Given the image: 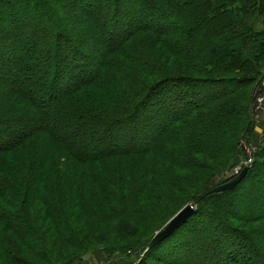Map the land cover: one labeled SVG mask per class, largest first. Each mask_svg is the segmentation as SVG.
Masks as SVG:
<instances>
[{
	"label": "trees",
	"instance_id": "obj_1",
	"mask_svg": "<svg viewBox=\"0 0 264 264\" xmlns=\"http://www.w3.org/2000/svg\"><path fill=\"white\" fill-rule=\"evenodd\" d=\"M83 1H26L36 11H42V15L56 18L58 25L65 24V20L69 23L83 21L82 28L75 30L77 39H72V32L53 23L56 29L53 48L45 42L46 32L37 28L31 33L32 38L23 40L27 59L13 56L11 60L3 57L1 50L4 53L8 47L16 48L20 43L17 37L11 39L17 35L12 18L13 9L24 5L22 0H0V230L11 233L4 219L20 218L7 216L6 211L23 210L26 215L18 212L19 215L29 217L24 204L26 209H32L37 203L42 204L41 217L51 222L46 232H55L61 240L65 231L72 236L59 203L56 214L62 217L63 229L54 226L60 219L52 221L50 218V201L46 197L54 182L61 188L68 184L81 187L98 201V209L101 204L106 208L107 220L118 216L116 219L123 221V216L127 217L130 226L117 230L119 239L127 241L142 234L147 215L158 212L156 206H151L154 201L166 207L169 203L179 205V194L193 189L194 194L183 203L195 204V213L165 240L180 231L189 236L182 240L188 244L182 264H264V143L256 145L253 163L248 165L240 184L230 191L206 195L235 177L232 173L225 174L240 162L237 160L242 156L243 142L252 139L251 116L255 113L252 105L260 91L258 86L256 90L258 69L264 65L261 45L264 44V28L254 32L248 22L255 16L264 21V0H236L231 5L229 0L185 1L177 12L190 28L187 24L182 28V20L174 15H171L174 19L171 24V21L165 23L164 17H158L154 25L142 26L139 37L144 41L153 40L152 49L157 46L155 63L142 59L141 51L136 55L134 40L126 37L135 28L131 23L139 22L136 11L131 10L128 29H124L123 22L110 32L107 31L109 13L104 17L99 9H90ZM144 3L149 5L151 1L144 0ZM63 11L67 13L65 16ZM161 15H166L165 10ZM207 20L237 28V39L231 42L232 38L225 37L219 43L200 41L199 46H194L193 39L201 33L189 35L194 32L192 25L198 26ZM90 24L95 29L88 30ZM87 34L91 36V43L96 41L98 46L84 47ZM181 41L185 44H180ZM49 50L57 54L54 64L45 63L41 68L31 64L35 60L33 52L51 54ZM192 55L199 60L196 65L191 64ZM180 60L189 65L188 69L181 67ZM62 63L65 65L61 66ZM26 66L31 71L36 70L34 75L39 74V77L26 78ZM194 68L209 76L208 93H201L188 104L173 100L169 111H161V118L154 127L143 118L139 124L150 126L147 133H113L101 129L103 124L108 125L107 129L139 119L141 110L151 104V94L157 92L161 97L158 92L164 86L169 90L186 84L193 87V81H199L193 78L201 74L190 72H195ZM11 71L14 74L6 77L5 72ZM97 135L100 142L94 139L89 152H80L78 147ZM119 139L124 141L122 145ZM79 194L84 195L80 189ZM81 199L80 215H85L88 209ZM67 204H73L69 206L73 210L76 208L72 201ZM148 204L154 213L146 211ZM116 208L120 213L128 209L131 213L115 214ZM71 218L78 219L75 215ZM0 237L3 236L0 234ZM150 240L151 235L147 241ZM164 242L144 255L149 257ZM63 243L77 249L83 243L86 249L91 247L82 238L75 244L70 239ZM32 244L41 245L39 240ZM22 246L26 253L15 246L11 249L17 253L15 260L20 257L17 260L26 264V260L32 261L34 254L30 253L29 242ZM123 248L120 251L131 250L136 254L130 243H125ZM41 250L39 247L35 252ZM137 255L140 257L139 253ZM1 257L3 259L2 252ZM143 260L138 264H145Z\"/></svg>",
	"mask_w": 264,
	"mask_h": 264
},
{
	"label": "rangeland",
	"instance_id": "obj_2",
	"mask_svg": "<svg viewBox=\"0 0 264 264\" xmlns=\"http://www.w3.org/2000/svg\"><path fill=\"white\" fill-rule=\"evenodd\" d=\"M19 2V0H17ZM28 0H22V5L24 7H21L19 9L14 8L13 11L15 14H13L12 18V25L17 28V35L13 36L11 39H14V37L19 38L18 40V45L16 48H10L8 47V52L6 50L2 52L3 57L5 58H10L11 60L14 58L13 56H16L18 58L22 57V59H27L25 58L26 50L24 49V43L23 40L24 38H32L33 35L31 33L37 29L40 28L46 34L48 37L45 39V42H47V46L49 48H53V45L55 43L54 40H52L53 34L55 30L53 29L52 25L57 27V19L54 18L50 15L49 17L46 15H42V11H36L34 7H31V5H28L27 2ZM151 3L149 5H146L144 3V0H84L83 2L88 6H90L92 9L93 7L96 9L100 10V13L102 12L104 14V17L107 13H109V24L107 26V31L110 30L112 31V27H119L118 23L124 24V29H128L129 25L128 23L130 22L129 18L131 16V10L136 11V16L139 17V22L137 24L131 23L134 29L130 32V35H127L126 37H129V39L134 40L133 43V50L138 53V51H141V58L144 60L149 61L150 63H155V59L157 56L155 49H157V46H155L154 49L151 48L153 43H155L153 40L152 42L150 41H144V38H140L141 36V29L142 26L146 24H150L151 26L154 25L155 21L158 19V17H164L165 18V23H172L174 20L171 15H174L175 18L178 20H182L181 16H179L177 9H181V6L185 1L187 0H150ZM230 5L234 3L236 0H229ZM229 3H226L229 4ZM31 4V3H30ZM81 9H85V7L80 6ZM93 8V10H94ZM92 10V11H93ZM165 10L166 15H161V11ZM65 16L67 13L65 11L61 12ZM101 13V14H102ZM35 14H37L35 16ZM115 16V21L113 20V17ZM149 17L146 19L145 17ZM20 17V18H19ZM39 17V18H38ZM38 18V19H37ZM144 18V19H143ZM37 19V20H36ZM146 19V21H145ZM23 20V21H22ZM65 20V19H64ZM113 20V24L111 21ZM21 21L23 22L22 27L20 26ZM66 23L62 25H58L60 27H63L65 29H68L70 32H72V39H77V36L75 35V30L78 28H82L81 23H69V21L65 20ZM57 25H56V24ZM182 28L188 23L184 20H182ZM249 25L253 26L254 32L257 31H263L264 28V21L260 17L258 18L255 16V18H252L251 22H248ZM181 24H178V26ZM90 29L88 30H93L95 27L93 24L88 25ZM130 26V27H131ZM194 32H190L189 35L193 34L195 36H198L197 34L201 33L200 36L196 37L193 39V41L196 43L194 46H199V42L201 41H207L210 43H219L223 41V39H226L225 37L232 38L231 42H234L237 39V34L238 32L237 28H231L230 26H221L216 20H207L205 23L195 26L192 25ZM92 28V29H91ZM99 28H101V25L99 24ZM187 28H190V25L187 24ZM188 30V29H187ZM187 30L184 29V31L188 32ZM91 31H88L90 33ZM108 32V33H110ZM107 33V34H108ZM104 33H101V35ZM12 36V35H11ZM87 39H85L86 43H84V47H92L95 48L98 46V43L95 41L91 43V36L84 35ZM106 36V35H105ZM82 37H80L78 40H81ZM52 40V41H50ZM9 41V40H6ZM33 41V40H32ZM83 41V40H82ZM186 41V40H185ZM180 44H185L184 41L179 42ZM78 44V43H77ZM130 44V42H128ZM167 44V43H166ZM193 44V42H192ZM222 44V43H221ZM79 45V44H78ZM80 45V46H83ZM225 45V44H222ZM262 47L264 48V44H261ZM35 48V46H33ZM37 47V46H36ZM70 47V44L67 46V48ZM190 47V46H187ZM15 49V50H14ZM183 49H186V46L183 47ZM51 52V50H49ZM134 51V52H135ZM7 52V53H6ZM130 53L131 51L128 50ZM131 52V53H134ZM34 56L32 55L33 60L31 62L32 65L37 64L40 68L43 67L44 65L48 64V66H51V64H54L56 62L57 54H46L42 52H33ZM135 53V54H136ZM133 55V54H132ZM136 55H140L139 53ZM144 55L147 56L148 59H145ZM63 56V55H62ZM1 57V58H3ZM55 57V58H54ZM3 59V62L6 63L7 59ZM37 58V59H36ZM192 65H196L199 60L197 59L196 56L192 55V58L190 59ZM208 61V59H207ZM46 63V64H45ZM181 67H186L188 69L189 65L180 60ZM209 63V61H208ZM207 62H204V65L206 66ZM262 64V63H261ZM65 63H62L61 66H64ZM210 68L213 67L210 65ZM207 69H210V68ZM27 69V74L26 78H33L38 76L34 75V71L31 68L29 69L28 66H26ZM170 70L169 68H167ZM195 72L192 70L190 72L192 73H201L199 76L193 78L199 81H193L194 85L186 84V86L181 85L183 87L179 88H171L170 90L167 88V86H164L163 89H160L161 97L159 95L154 94L153 92L151 95V104L141 110L139 113L138 117L139 119L133 120L131 124L130 122L120 125V126H110L109 128L106 129L108 126L107 124H103L104 127L101 129H105L107 132H113V133H131L133 132H139V133H147V131H150V126H155L157 123V119L161 118V111L164 112V109H168L169 106L171 105L173 100H177L178 103H184L188 104L189 101L194 99H198L199 95L201 93H208L209 92V84L206 83V80L209 78V76L205 75L203 72H201L198 69H195ZM211 71V70H209ZM259 73L257 75V80L258 82L256 83V90L258 87L260 88L259 93L255 95L254 102H253V107H255L257 103V99L259 96H264V65H262L258 69ZM2 74V73H1ZM14 74V71L11 72H5L6 77H10ZM74 76V75H72ZM71 77V76H70ZM212 78V77H210ZM2 79V78H1ZM31 80V79H30ZM169 84V83H168ZM258 86V87H257ZM189 88V89H188ZM194 88V90H193ZM185 89V90H184ZM196 90V93H195ZM183 91H187L186 93H183ZM260 110L259 112H255L254 108L253 111L255 112L251 117V121L253 122L252 125V139L250 142L244 141L243 142V153L241 156V160L238 158L237 162L238 165L232 168L231 170L228 171V173L225 174V176H228L229 174L234 175L236 171L239 170L238 174L244 169V166L246 164L248 168V164L253 163L254 159V150L256 145L264 143V100L262 101L261 105L259 106ZM170 109H168L169 111ZM152 117V119H150ZM143 118H147L148 124L150 123L151 125L147 128L146 126H142L139 124V121H141ZM100 128L98 129L99 132H101ZM95 131V130H94ZM100 136H94L90 139V141L87 140V144L81 145L78 147L81 151L86 150L85 152H89L90 146L92 145L90 142H94V139H97L98 142H100V139H98ZM120 140V139H119ZM260 141V142H259ZM124 141L120 140L119 144L122 145ZM88 149V151H87ZM92 150V148H91ZM75 164V163H73ZM71 165L72 169L75 167ZM55 167V163L53 165ZM62 168V166H60ZM70 167V168H71ZM57 168V166L55 167ZM59 169V167H58ZM75 169V168H74ZM74 171V170H73ZM224 175V174H223ZM236 174L234 175L235 177L237 176ZM27 178V176H25ZM219 181L220 178H216V181ZM30 181V179H29ZM83 185V184H82ZM84 186V185H83ZM28 189V188H27ZM79 189L80 193H83L84 195L79 194ZM86 190V189H85ZM49 193L47 194L50 204V212L52 215L50 218H52V221L54 219H60V223H55L54 226H59L61 227L60 229H63V225H61L62 217H58L56 214V211L58 210V203L61 207L62 213L66 217L67 225L70 227L71 231L73 232L72 236H70L66 231H65V236H63L62 240H71L73 244L77 242L80 238H82L86 244L89 243L90 249H86V245L84 243L80 245V249L71 248L67 246V244H64L63 241L60 238V235H56L55 232L50 231L46 232L48 229V226H50V221L45 219L44 217H41V206L42 204H34L33 208L26 209L27 206L24 204V210L28 215V217H24L21 215H26L23 210H17L16 209H11L13 211H6V215L10 216L8 214L12 215H18L20 218H15V217H6L4 220L5 222L9 223V228L12 231L11 233H8L5 230H0V234L3 237H0V252H2L3 259L2 257L0 258V264H21L17 259L20 257L16 258V252L13 250V246L16 248L22 249L24 253H26V250L23 248L22 244H27V242L30 243L31 245V250L30 253L34 254L31 255L32 261L26 260V264H138L141 260L145 264H182L183 256H184V251L187 247V242L182 241L184 238L189 237L188 235L183 234L182 231L178 232L175 236L170 238L169 240L165 241L162 245L159 246V248H156L155 251L152 253V255L145 256L144 254L147 253V245L148 242L147 239L151 235L152 237L155 235L156 232H158L160 229H162L166 223L174 217L182 208L188 205H192L190 203H185L184 205V200L187 199L191 194L193 195L194 190L191 189L190 191L184 192L182 194H179V197L181 198L180 204H171L169 203V206H164L161 205L159 201H154L151 206H156V211L155 213L153 212L152 208L149 204L147 205L146 211L153 212V214L147 215L145 218L146 223L142 221V224L145 225L144 230L142 231V234H137L135 235L132 239L130 240H120L119 239V233L117 232L118 229H125L126 227H129V221H127V217L124 218L123 215L127 216L129 215L128 213H131L130 210L128 209L125 210L124 212L120 213V209L116 208L115 214H122L123 213V221H119L120 219L115 216L110 220H107L106 216V208L101 204V209H98L99 207L97 202L94 199L91 198L89 193H84V191L81 189V187L73 186L72 184H68L67 187H56L54 182L51 184L49 188ZM189 193V194H187ZM11 196V195H10ZM84 199V202H86L85 208H87V213L85 215H80L81 208L78 206V204ZM65 197L69 199H64ZM76 197L77 201H76ZM65 201H62V200ZM74 202L75 205V211L73 210L72 207H69L70 205L73 204H67V202ZM183 203V205H181ZM159 204V205H157ZM29 206V205H28ZM93 206V207H92ZM92 208L94 211H91ZM112 209H115L112 207ZM105 210V211H104ZM196 210V209H195ZM4 211V210H3ZM16 211L15 213H13ZM59 211V210H58ZM119 211V212H118ZM2 210H0V213ZM21 215H19V213ZM72 213V214H71ZM74 213V214H73ZM113 213V212H112ZM157 213V214H156ZM38 215V216H37ZM75 215L78 219H72L71 216ZM114 215V214H113ZM80 219H79V217ZM140 220V219H139ZM147 225V226H146ZM1 226V225H0ZM64 228H66L64 226ZM69 229V228H68ZM58 230V229H57ZM14 233V234H13ZM59 233V231H58ZM63 233V232H62ZM64 234V233H63ZM194 234L192 233V236ZM199 236V234H198ZM37 240L40 241L41 245L38 246L36 244ZM205 240V239H204ZM124 241V242H122ZM32 242H34L36 245L33 246ZM125 243H130L132 247H135V253H133L131 250L128 251H120L125 245ZM33 246V247H32ZM41 247L42 250L41 252H35L38 250V248ZM13 248V249H11ZM86 249V251H82V249ZM45 250V252L43 251ZM11 252L8 255L6 254L7 252ZM10 250V251H9ZM81 250V251H80ZM5 253V254H4ZM64 253L63 255H60ZM140 257H138V254ZM7 255V256H5ZM35 258V259H34ZM21 259V258H20ZM34 259V260H33ZM42 259H45L43 261ZM51 261V262H47ZM18 261V262H17Z\"/></svg>",
	"mask_w": 264,
	"mask_h": 264
},
{
	"label": "water",
	"instance_id": "obj_3",
	"mask_svg": "<svg viewBox=\"0 0 264 264\" xmlns=\"http://www.w3.org/2000/svg\"><path fill=\"white\" fill-rule=\"evenodd\" d=\"M248 168H244L239 175L232 178L228 183L221 185L217 188H214L206 193V195L219 193V192H226L234 189L238 184H240L245 177ZM196 205H188L182 208L174 217H172L166 225L160 229L158 232L150 240L147 251L155 248L170 236L174 234L176 230H178L183 224H185L188 219L193 216L195 213Z\"/></svg>",
	"mask_w": 264,
	"mask_h": 264
},
{
	"label": "built area",
	"instance_id": "obj_4",
	"mask_svg": "<svg viewBox=\"0 0 264 264\" xmlns=\"http://www.w3.org/2000/svg\"><path fill=\"white\" fill-rule=\"evenodd\" d=\"M263 100H264V96H259V98L257 99V103H258V104L254 107V111H255L256 113L259 112V111H261L260 108H259V106L261 105V103H262ZM248 165H249V164H248ZM246 167H247V166H246V164H245L244 168H246ZM238 172H239V170L236 171L235 174L237 175Z\"/></svg>",
	"mask_w": 264,
	"mask_h": 264
},
{
	"label": "crops",
	"instance_id": "obj_5",
	"mask_svg": "<svg viewBox=\"0 0 264 264\" xmlns=\"http://www.w3.org/2000/svg\"><path fill=\"white\" fill-rule=\"evenodd\" d=\"M260 142V141H259Z\"/></svg>",
	"mask_w": 264,
	"mask_h": 264
}]
</instances>
